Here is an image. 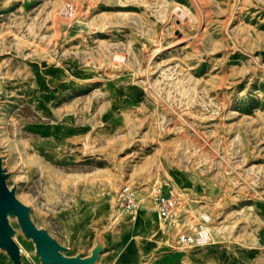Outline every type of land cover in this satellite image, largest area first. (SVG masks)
<instances>
[{
	"label": "rangeland",
	"instance_id": "rangeland-1",
	"mask_svg": "<svg viewBox=\"0 0 264 264\" xmlns=\"http://www.w3.org/2000/svg\"><path fill=\"white\" fill-rule=\"evenodd\" d=\"M262 50L264 0H0L8 189L70 257L264 264Z\"/></svg>",
	"mask_w": 264,
	"mask_h": 264
},
{
	"label": "water",
	"instance_id": "water-1",
	"mask_svg": "<svg viewBox=\"0 0 264 264\" xmlns=\"http://www.w3.org/2000/svg\"><path fill=\"white\" fill-rule=\"evenodd\" d=\"M264 55V50L260 51ZM7 174L0 158V261L7 264L28 262L43 264H97L104 249L110 246L105 230L95 235L94 245L87 255L70 257L69 250L51 237L46 229L35 226L29 218V208L15 198V186L8 189ZM13 222V224L11 223ZM23 247L25 252H20Z\"/></svg>",
	"mask_w": 264,
	"mask_h": 264
},
{
	"label": "built area",
	"instance_id": "built-area-1",
	"mask_svg": "<svg viewBox=\"0 0 264 264\" xmlns=\"http://www.w3.org/2000/svg\"><path fill=\"white\" fill-rule=\"evenodd\" d=\"M134 197V191L130 186L125 185L121 188L119 198L123 202L130 203ZM157 214L161 219L167 220L172 218L175 209V200L170 195H164L161 190L155 197ZM210 240V235L207 229L200 228L191 234H180L177 237V244L183 247H201L207 244Z\"/></svg>",
	"mask_w": 264,
	"mask_h": 264
},
{
	"label": "bare ground",
	"instance_id": "bare-ground-1",
	"mask_svg": "<svg viewBox=\"0 0 264 264\" xmlns=\"http://www.w3.org/2000/svg\"><path fill=\"white\" fill-rule=\"evenodd\" d=\"M193 4L196 5L198 4V0H192ZM67 8V7H66ZM71 10L73 11V13H75L77 11V8L75 6H71ZM77 14V13H76ZM197 17V16H196ZM188 18V17H187ZM209 20V19H208ZM181 21V20H180ZM187 21V20H186ZM185 22V21H184ZM180 23V22H179ZM198 24V23H197ZM182 25V24H181ZM199 36V35H198ZM198 40V39H197ZM226 50V49H225ZM224 56V55H223ZM218 87V86H217ZM225 101V100H224Z\"/></svg>",
	"mask_w": 264,
	"mask_h": 264
}]
</instances>
